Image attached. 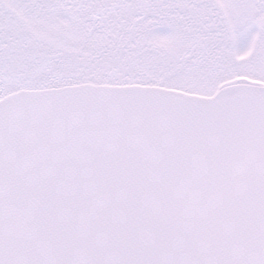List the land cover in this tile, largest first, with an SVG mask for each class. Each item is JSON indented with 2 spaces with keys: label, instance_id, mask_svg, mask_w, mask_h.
I'll use <instances>...</instances> for the list:
<instances>
[{
  "label": "snow or ice",
  "instance_id": "6c2138e0",
  "mask_svg": "<svg viewBox=\"0 0 264 264\" xmlns=\"http://www.w3.org/2000/svg\"><path fill=\"white\" fill-rule=\"evenodd\" d=\"M0 264H264V0H0Z\"/></svg>",
  "mask_w": 264,
  "mask_h": 264
}]
</instances>
